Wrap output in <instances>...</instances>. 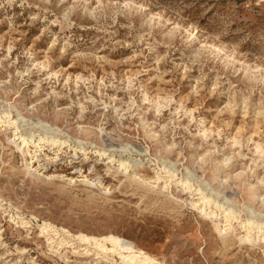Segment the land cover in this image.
<instances>
[{
  "label": "rangeland",
  "instance_id": "obj_1",
  "mask_svg": "<svg viewBox=\"0 0 264 264\" xmlns=\"http://www.w3.org/2000/svg\"><path fill=\"white\" fill-rule=\"evenodd\" d=\"M3 110L16 143L58 142L23 156L0 118V264H122L77 238L109 233L160 264H264L238 224L264 231V0H0Z\"/></svg>",
  "mask_w": 264,
  "mask_h": 264
},
{
  "label": "bare ground",
  "instance_id": "obj_2",
  "mask_svg": "<svg viewBox=\"0 0 264 264\" xmlns=\"http://www.w3.org/2000/svg\"><path fill=\"white\" fill-rule=\"evenodd\" d=\"M2 117L5 118V119L2 120V122L7 127L8 126H12L14 128L13 139H11L10 141H12L14 144H16V147L19 149V151L21 152V154L23 156H25L28 153L30 154V147H29L30 144H32L33 146L37 147L38 151H42L44 140L47 141V142L49 141L50 144H56V142H58V140H55L54 138L53 139L50 138V140L44 139V137H43L44 135L42 136V133H40L41 135L37 134L38 138L35 137V139H33L30 134H29V136H27V135H25L26 133H21L16 138V139L19 138L20 141L18 143H16L15 142V135L17 134V131L20 128L19 121H16L17 117L16 116H15L16 118L10 117V112L9 111H4V110H3L2 116H0V118H2ZM23 122H25V120H23ZM34 124H37V123H34ZM38 126L41 127V125H38ZM50 136H52V135H50ZM48 138H49V136H48ZM96 152H98L99 155H103L105 153V150L104 149L102 151L101 150H96ZM113 154H114L113 152L109 153V159L113 158ZM30 158H33V156L30 155ZM33 160L34 159H32L30 162L27 161L28 163L26 164V167L28 168V170H33L35 172H39L37 167H33V165L31 164ZM118 160H119V165L116 167V169H120V171H124V173H127V176L129 178H132L133 180H139V181H142V182H146L145 179L142 178L141 176L137 175L136 172H133L131 175L128 173V171H127L128 168H130V166H132L133 164L129 166L128 161L126 159L122 158V157H119ZM79 172H81L80 169H79ZM166 173H167L168 179L163 181L162 188H167L169 183L170 182H174V181H175V183L177 185L182 187V190H188V189L191 188V186L189 185V181L187 180L189 177L187 179L183 177V179L181 178V179L176 180L175 178H173L175 175L170 173L169 170H167ZM155 177H156L157 180L160 179V175L159 174H155ZM81 181H85L88 184H93L92 181L89 180L86 176H84ZM95 184L96 183H94V185ZM204 187L206 188L207 184L204 185ZM208 187H209V184H208ZM201 189L202 188H198L197 192H196V194H199L198 195L199 196V201L197 200V202H199V203L201 202V204H200L201 207H199V208L201 210H205L206 206L211 205V197L213 199H215V198L213 196L203 194ZM209 190H211V189L209 188ZM210 192L212 193V191H210ZM213 193H214V191H213ZM217 195L218 194H215V196H217ZM197 202L196 201H192L191 204L193 206H196ZM223 203H224V201H223ZM228 203L229 202H227L226 204H228ZM215 207H218V206H215ZM220 207H222V206H220ZM218 209H220V208H218ZM205 211H207V210H205ZM221 211H222L221 213H222V221L224 223V228H220L217 225L218 232L219 233H222V232L226 233L227 230H230V229L234 230L235 228L233 226V220H236L238 215L235 216L234 215L235 213L233 214L232 210L229 209V208L222 209ZM252 214L253 213H251V216L253 217ZM262 215H263V213H262ZM254 221H252V219L251 220L250 219H246V220H243V221L242 220L238 221V224L242 228V232H244L243 235L239 236V239L241 241H243V242L258 241L259 242V241L264 240V231L262 230L260 221L259 222H254ZM21 223L22 224H27L28 222L23 221V219H21ZM50 227L45 222H43L42 224H39L40 233H44L45 235H48L47 240H49L50 243H51V242H55L56 241V240L52 241V239H54L53 236H56V232H53L55 230H52ZM77 238L80 239V240L86 241L88 243L94 244L95 247L98 248V250L96 251V254H102V252L104 253V255L105 254H109L107 252L116 253V255H118L119 259L121 260L122 264H160V262L158 260H156L155 257H153L150 254H148V252L142 250L141 248L136 247L132 242L127 241V240H125V239H123L120 236H117L115 234L109 233V234H106V235H103V236H88V235H85V234H79V235H77ZM62 243H66V240L63 239V238H60L59 241H58V245H61Z\"/></svg>",
  "mask_w": 264,
  "mask_h": 264
},
{
  "label": "snow or ice",
  "instance_id": "obj_3",
  "mask_svg": "<svg viewBox=\"0 0 264 264\" xmlns=\"http://www.w3.org/2000/svg\"><path fill=\"white\" fill-rule=\"evenodd\" d=\"M43 234V233H42Z\"/></svg>",
  "mask_w": 264,
  "mask_h": 264
}]
</instances>
